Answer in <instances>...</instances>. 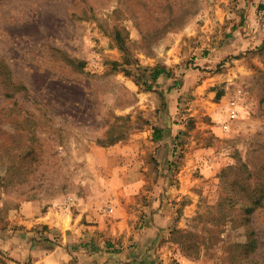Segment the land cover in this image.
<instances>
[{"label":"rangeland","instance_id":"374dc122","mask_svg":"<svg viewBox=\"0 0 264 264\" xmlns=\"http://www.w3.org/2000/svg\"><path fill=\"white\" fill-rule=\"evenodd\" d=\"M0 264H264V0H0Z\"/></svg>","mask_w":264,"mask_h":264}]
</instances>
